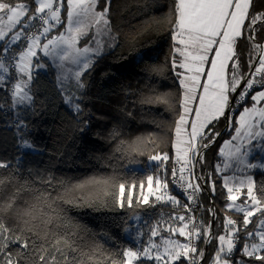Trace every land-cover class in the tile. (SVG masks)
Segmentation results:
<instances>
[{
	"label": "trees",
	"instance_id": "1",
	"mask_svg": "<svg viewBox=\"0 0 264 264\" xmlns=\"http://www.w3.org/2000/svg\"><path fill=\"white\" fill-rule=\"evenodd\" d=\"M20 1L28 5L30 14L38 6L34 0H11ZM67 4L68 0H62L60 23L39 36V44L62 30ZM176 4L177 0H96L97 10L107 8L109 35L103 39L101 54L79 75L74 109L64 102L55 70L46 58H33L42 61L45 69H32L25 89L31 100L21 104L14 102L15 70L8 66L9 73L0 80V163L7 165L0 168V222L9 231L4 233L7 241L0 239V247L7 244L0 251V264L9 255L13 264H66V257L67 264H120L126 259L125 251L142 252L154 226L160 228L159 236H166L165 225L172 226L171 213L185 218V229L192 233L190 247L197 249L193 260L189 254L170 261L140 257L133 264H209L218 249V235L225 233L226 218L235 220L239 229L236 247L229 254L231 264H264L255 258L264 255V249L254 256L242 251L246 238L251 239L246 232L255 230L264 212L250 217L252 223L245 229L244 214L226 207L228 191L217 171L219 146L233 133L237 114L255 90L231 115V124L228 115L225 120H213L196 141L190 136V122L186 124L184 149L190 152L194 173L203 176L204 182L187 171L181 174V167L174 163L175 129L183 110L173 40ZM261 10L264 0H253L250 17ZM263 29L264 25L258 29V38L264 36ZM21 45L19 40L2 56L6 65ZM235 52L234 59L246 75V28ZM24 140L32 147L21 148ZM207 142L211 143L202 149ZM195 146L198 150H193ZM156 156L161 159L152 158ZM180 157H185L183 151ZM251 176L253 194L264 207V165L252 170ZM149 177L152 183L157 179L167 183V190L177 195L176 203L148 197L149 203L144 204ZM189 184L198 185L199 190ZM193 222L198 224L196 229ZM140 227L144 232L135 242L132 233L138 234ZM173 233L178 236L177 231ZM25 241L27 249L21 247Z\"/></svg>",
	"mask_w": 264,
	"mask_h": 264
},
{
	"label": "snow or ice",
	"instance_id": "2",
	"mask_svg": "<svg viewBox=\"0 0 264 264\" xmlns=\"http://www.w3.org/2000/svg\"><path fill=\"white\" fill-rule=\"evenodd\" d=\"M34 2L38 5L34 12L31 15L29 13L28 5L24 3H13L11 0H0V14H6L7 21L9 23V31L14 29L18 24H21L22 18L27 17L29 21L38 19L43 22L44 25H48L43 28V32L47 33L50 30L52 25L49 24V21H55V23H60V8H54V0H34ZM253 0H178L176 4L175 11L177 13L176 21H175V29L177 31L173 35V39H178V43L184 45V49L177 48L175 51L180 52L182 56L185 57L186 60L190 59L193 62L192 65L181 64V67H188L190 71H195L196 73H200L203 71L202 64L204 61L208 59L207 55H201L200 52L207 53L211 46L215 43L219 44V48L215 52V59L211 61L212 71L208 72V80L209 82H213L212 87L215 89L211 94H209V85L204 86L205 95L200 97V108L196 110L197 120L200 121L199 127L194 122L192 125V131L190 133L191 138L193 140L196 139L198 135H202V130L205 128L206 124L209 123L213 119H218L219 116L224 114L225 108L228 105V96L227 92L229 90V84L225 82L224 78V68L226 61L231 58V54H233L232 45L234 44L236 38L242 37L243 29L245 27V21H249L247 27L252 29L253 33L255 32V26L258 23H264V12L256 13L254 16L249 15V9L252 7ZM95 0H92L91 4H85V0H68V21L71 25L73 22L77 24L76 31L79 32L80 28L83 27L79 21V17L81 15L87 14L94 10ZM107 8L104 9L103 12L95 13L96 23H100L103 21L107 24L106 20ZM74 18H76L74 20ZM0 23H2V16H0ZM27 25H21L19 31H16L11 37H8V33L0 27V41H4V53H7L11 46L21 40L22 37L25 39L31 40V43L28 45L26 50H22L19 53V60L14 65L16 69L21 74L27 75L28 80H31L30 74V66H31V58L35 56V52L33 51L34 47L39 46V36L31 37L27 36L25 29ZM71 31V28L69 29ZM187 34V39L183 37ZM217 37H221L217 41ZM75 37H73V40ZM249 39L254 40L255 35L249 37ZM60 40L63 42L64 38L60 37ZM49 45L56 46V40H49L48 44H45L44 50L47 53L49 51ZM191 47L197 54H193L192 52H188L187 49ZM87 51V49L85 50ZM85 68L88 67L87 64L84 65ZM0 69H2L5 73L8 72L9 68L5 65L3 57L0 56ZM264 70V58L260 61V68L257 71ZM77 78H79L80 73H77ZM190 79L194 81H198L196 76L191 77ZM0 80H3V77L0 76ZM28 81H20L15 85V90L13 92L14 102L17 104L24 103L25 101H30L31 97L28 95L24 88L27 86ZM183 83V81H182ZM254 81H248L247 87L251 88ZM239 84V80L234 75L231 81V91H235L237 85ZM23 85V86H22ZM185 88L188 92H191L192 89L188 88V85L185 84ZM189 96L186 92L185 95V105H187ZM264 99V92H259L256 96L253 97V100ZM185 114L190 111L187 106H185ZM257 110L253 109H245V113H256ZM261 121H264V109H260L258 112ZM245 119L244 115L241 116V121L243 122ZM186 116L181 115L179 121L176 125V136H177V156L180 157V152L183 151L184 155H187L186 149H181L180 145L186 143L181 139V133L184 131L182 125L186 123ZM247 128L251 129L254 127V124H247ZM240 129H237L239 133ZM246 135H264V132L260 133H251L246 132ZM207 145H205L206 147ZM21 148H30L31 144L27 140H24L20 144ZM236 152L239 153L240 149L237 148ZM153 159H161V157L156 156L152 157ZM167 155L163 157V159L167 160ZM7 167L6 164L0 163V168ZM181 174L184 172V168L180 169ZM173 175H176L175 169L173 170ZM181 179H183V175H181ZM149 186L151 188L152 177L148 178ZM3 181H0L2 183ZM243 183V182H241ZM157 191H159L161 187V182L159 179L156 180ZM189 187H194V190L198 191L199 186H193L192 184L188 185ZM163 187L167 188V183L163 184ZM224 187L227 188L229 193L227 199L229 201L235 202L238 197L233 194L234 189L228 187V181H225ZM121 190H123V185H121ZM213 190H215L213 188ZM235 191H239V189H235ZM247 196L251 198V204L253 210L249 211L245 206L236 205L235 203L227 204L228 209H235L238 212L244 214L243 216V227L247 229V226L252 223L250 217L254 216L256 212H264V207L261 206V201L256 198L253 194V187L251 181H249V186L247 189ZM157 200H162L163 196H157ZM168 199L172 200L176 203L175 198L169 197ZM189 199H192L189 196ZM129 204L131 203V197H128ZM144 204H148V197L145 196L143 199ZM123 206V204H121ZM11 207V204L8 205ZM180 221H183L185 218L183 216L178 217ZM236 221L231 218H226L225 229L231 228L232 231L227 233L226 235H220L218 240L220 242L219 251L216 254V258L214 264H231L229 259H223L221 257L222 253L231 254L236 244L234 243V237L238 238L239 229L236 227ZM188 225L185 224L183 227L179 229L172 228L170 231H179V234L184 236L187 235L189 238L192 236V233H185V228ZM259 227L264 229V220L259 222ZM9 229L0 222V239L7 241V236L4 233L8 232ZM152 235H158L156 229L152 230ZM199 231L196 232L197 238L199 237ZM248 237H258L259 243H252L251 245L245 243L243 247L244 254L248 256H254L255 253L264 249V230L257 232H246ZM16 241L19 242V237L16 238ZM166 245H171V247H165V253L168 255L170 260H178L181 256L187 257L189 252L195 253L197 251L196 248L190 247L189 244H178L173 241H166ZM226 245V248H225ZM7 247L5 243L2 247H0V251H3ZM23 249L28 248V242L25 241L21 244ZM157 245L154 243H150L149 247L143 249L142 252L132 251L131 249L125 251L123 256L126 258L121 261L120 264H133L134 260H138L141 256L148 257L152 259L151 249L156 248ZM59 250V249H57ZM202 256L203 254L200 253ZM257 260L264 261V255L256 256ZM155 260L161 261L163 257L158 253L155 257ZM41 262L45 261V256L41 255L39 257ZM67 264V257L65 258ZM53 261H55V257H53ZM4 264H13V260L9 255V258L4 261ZM19 264V261H17ZM113 264H117L116 261H113ZM167 264V262H165ZM194 264V262H193Z\"/></svg>",
	"mask_w": 264,
	"mask_h": 264
},
{
	"label": "rangeland",
	"instance_id": "3",
	"mask_svg": "<svg viewBox=\"0 0 264 264\" xmlns=\"http://www.w3.org/2000/svg\"><path fill=\"white\" fill-rule=\"evenodd\" d=\"M17 3H24V2L20 1ZM91 3H92V0H85L86 5L91 4ZM24 4H26V3H24ZM95 5H96V0H95ZM100 12H103V11L97 10L94 7L93 11L88 12L87 14L81 15L78 19H79L81 25H83V27L80 28L79 32H77L76 31L77 24L75 22H73L71 25L69 24L68 17H67V13H68V4H67L66 17H65L64 27L62 28V30L60 32H58L57 34H54L51 37L45 39L43 42H41L39 44L38 47L33 48V51L35 52V56H33L31 58L30 73H31L32 69H45V64L42 61H38V60L33 61V58L37 57V59H38L40 56L43 58H46L55 70L57 85L62 92L64 102L70 108H73V109L77 107V101H76L77 95L74 93V89L78 86V79L79 78H77L76 74L77 73L81 74V72L85 69L84 65L85 64L88 65L91 62V60H93L94 57L101 54L103 39H105V37L109 35V29H108L107 24H105L103 21H101L100 23H96L95 13H100ZM31 14L29 13L28 15H31ZM0 16H2V23H0V27H2L3 30L8 33L9 38L16 31L20 30L21 25H27V27H28L30 22H31L26 17L22 18L21 24H18L14 29L9 31V23L7 21L6 14H0ZM75 19L76 18H74V20ZM27 27L25 29V32H27V29H28ZM70 28H71V31H69ZM247 28H246V31H247ZM176 31L177 30L174 29L173 35ZM48 33H46L45 35H47ZM60 37L64 38L63 42L60 40ZM73 37H75L74 40H73ZM49 40H56V46L53 47V45H49V51L46 53L43 46L45 44H48ZM2 42H4V41H0V45ZM21 42H22V45L20 47V51L17 53V56H15L14 59L9 60L10 63H8V65H6V62H4L7 67L13 65V68L15 70L14 81L16 83L13 86V90H15V85L22 80L30 82L28 80V76L21 74L18 71V69H16L14 66L19 60V53L22 50L27 49L28 45L31 43V40L26 41V40H24V37H22ZM4 44H5V42H4ZM4 44L2 46V56L3 57H5V54H6L3 51ZM175 47H176V45H175ZM86 49H87V51H85ZM11 50H12V47H11ZM175 56L177 59L175 62V64H176L178 61V56H177L176 52H175ZM202 67H203V69L205 68V62H203ZM257 67H260V65L258 64ZM202 72L199 74L200 79L203 75ZM8 73H9V70L7 73H5L2 69H0V76H2L3 78ZM176 75H177V78L179 80V83L183 87L185 85L184 72L176 70ZM257 76H258L257 72L254 71V72H252V74L250 75L249 78H251V80H254L257 78ZM182 81H183V83H182ZM198 83H199V80H198ZM27 85H28V83H27ZM26 87L24 88V91H25ZM211 91H213V89L209 88V92H211ZM259 92H264V90H262V89L255 90L252 93V99ZM204 95H205V92H204V88H203V90L201 91V94L198 95L196 92V93L190 95V98L188 100L187 105H185V103H184L185 99H183V106H182L183 110H182L181 115H185L186 121H187L184 125H182V128L184 129V131H183L184 132V137H183L184 140H187V136H188L187 131H186V124L188 122H190V133L192 131V125L194 122L199 127L200 121L197 120L196 110L200 108V97L204 96ZM257 100H253L252 109L257 108L256 107V106H258L256 104ZM229 103L230 102H228V105H229ZM228 105L225 108L224 114L219 116V118L222 117L225 120L226 115H228V123L231 124V114L230 113L228 114ZM185 106H187V108L190 109V111L186 114L184 111ZM245 109L246 108H244V113H245ZM261 109H264L263 106L261 107ZM239 116H238L237 124H236V127L234 128L233 133L231 134V136L228 139L223 140L219 146L220 160H219V164L217 165V171H218V173H219V175L223 181V185L225 184V181L227 180L228 181V187H231L234 189V192H233L234 195H236L238 197V194H240L241 189L242 188L244 189L243 190L244 193L242 194L243 195L242 199L238 198L235 202L228 200L227 204L235 203L236 205H242V206H245L247 210L251 211V210H253L254 206H252V204H251V198L247 196V189L249 186V181H251V184H252L251 171L255 170L257 168H260L264 165V137H263L264 135H246L245 133L246 132H251L253 134L254 133H260V132H264V129L260 126V121H261L260 117L256 118L255 121L254 120H251V121L248 120L247 123L245 124L244 121L243 122L241 121V118ZM213 120H216V119H213ZM213 120H211L209 123L206 124L205 128L202 130V134H203L204 130L206 129V127ZM244 120H247V119L245 118ZM247 124H254V127L249 129L246 127ZM237 129H240L239 133L237 132ZM182 135L183 134L181 133V136ZM200 136L201 135H198L194 141H196ZM237 148L240 149L239 153L236 152ZM255 154H257V155H255ZM241 182H243V183H241ZM177 188H181V187L177 186ZM167 189H168V187L165 189L163 187V183H161V187H160L159 191H157L156 182L151 183V188H150L149 183H148V185L146 187V191H147L146 196L147 197H153L155 199L157 196H163L162 200H157V201H163V203H168L167 200H170V199H168L169 197H173L176 199L177 195L170 193ZM235 189H239V191H235ZM226 190H227V188H226ZM228 195H229V193H228ZM226 207H227V205H226ZM228 210H235V209H228ZM178 217L179 216H177L176 213L170 214L168 222L172 223L171 229L172 228H175V229L181 228L182 224H181V221L178 219ZM261 220H264V217L261 218L259 220V222ZM259 222H258L255 230H253L252 232L264 230V229H261L259 227ZM183 223L186 224L185 222H183ZM225 223H226V221H225ZM225 223H224V228H225ZM138 225H139V223H136V227ZM165 228L169 229L168 230L169 233L166 236L162 237V236H159L160 228L158 226H154L152 228V230L156 229L158 232V235L153 236L152 230H151L150 231L151 237H150V239H148L146 241L144 248L149 247L150 243H154L155 245H157V247L151 249V256L154 258L159 253L163 257V260H161V261H170V259L168 258V255L165 253V247L166 246L171 247V245H166L165 242L166 241H173V242H177L178 244H189L190 243V245H191V239L187 235H184V236L180 235L179 231H177L178 236H179L178 237L177 235H175V233H173V231H170V228H168L167 224L165 225ZM231 231H232L231 228H229L227 230L225 229L223 231L225 233L219 234L218 237L220 235H226V238H227V233H229ZM142 232H144V230H142L141 227L138 230V234H135V232H133L132 233L133 234V241L138 242L141 238ZM185 233H188L186 231V229H185ZM206 233L207 232L205 231V234ZM234 239H235V237H234ZM245 243H247L249 245H251L252 243H259V239H258V237L253 236V237H251V239L246 238V240L243 243V247H244ZM217 246H218V249L215 252V254L212 256V259L210 260L209 264H214L216 254L220 248L219 240H218ZM243 247H242V251H243ZM225 248H226V245H225ZM257 252H259V250ZM141 257H144V256H141ZM189 257L190 258L192 257V260H193V253L192 252H189ZM221 257H222V260L223 259H229L231 261V258L229 257V254H227V253H222ZM237 264H250V263L245 262V261H242V262L238 261Z\"/></svg>",
	"mask_w": 264,
	"mask_h": 264
},
{
	"label": "crops",
	"instance_id": "4",
	"mask_svg": "<svg viewBox=\"0 0 264 264\" xmlns=\"http://www.w3.org/2000/svg\"><path fill=\"white\" fill-rule=\"evenodd\" d=\"M177 2H178V0H177ZM246 22H247V20L245 21V27L242 30L243 32L245 31V28H247ZM263 25H264V23L259 24L257 26V28H256L257 31ZM175 30H177V29H175ZM262 32H264V29L262 30ZM262 34H264V33H262ZM258 37L259 36L257 35V38ZM183 38L184 39H187V34H185V36ZM220 38L221 37H217L216 38L217 41ZM178 39L179 38L174 39L175 45H176L175 49H177V48L184 49L185 46L179 44L178 43ZM258 39L262 43V49H261V52H260V56L258 58V61L254 65V68H255L256 71H257V69L260 68V67H257V65L258 64L260 65L261 59L264 58V36H262V37H260ZM237 40H238V38H236L234 44L232 45L233 54H231V58L226 61L225 68H224V78H225V82H227L229 84V90L226 93L227 96H228V102L233 98V94L235 93V91L241 88L240 85H242V79L245 76V74L242 73V68L239 66V64L237 63V61L234 59V57L236 55L235 50H236ZM218 48H219V44L218 43H215V44H213L211 46V49L207 53H204V52H200L199 53L201 55H207V57H208V59L206 61H204L205 62V68L203 69V72H202L203 75H202L201 79L199 78V74L201 72L200 73H196L195 71H190L188 69V67H181V64L192 65L193 63H198V62H193L190 59L186 60L185 57L180 54V52L175 51L176 54H177V56H178V61H177V63L175 65L178 66V71H183L184 72V81H185V84L188 85V88L192 89L191 92H188L187 89L185 88V85L183 86V99H185L186 92H187V94H188L189 97H190L191 94H194L196 92H197L198 95L201 94V91L203 90V88H204V86L206 84L209 85V88L210 89H213V91H215V89L212 87V84L214 83V81L213 82H209V80H208V72L212 71L211 61L213 59H215V52H216V50ZM187 51L188 52H192L193 54H197L191 47H189L187 49ZM248 56H249V52H248ZM247 64H248V62H247ZM259 72H261V71H259ZM234 75L239 80V84L237 85L235 91H231V81H232V77ZM193 76H196L198 78L199 83H198V81H194V80L190 79ZM248 79L251 80V78H248ZM213 91L209 92V94H211ZM242 91L243 90L240 89L239 93H241ZM252 103H253V99H252V94H251L250 100H249L248 104L243 105V107L241 108V110L237 114V116H236V122H237V119H238V116L239 115H240L239 116L240 118H241L242 115H244V117L247 119V120H244L245 124L247 123L248 120L249 121H251V120H254L255 121V119L259 117V115H258L259 110L261 109L262 106L264 108V99H258L257 100L256 104L258 106H256L257 107L256 108V110H257L256 113H244V108H246V109H252ZM260 126L264 129V121H260ZM182 134L183 135L181 136V139L183 141H186V143L181 144L180 147H181V149H184L186 147V145H187L188 142H187V140H184L183 139L184 132H182ZM176 142H177V136L175 135V146H176ZM255 155H257V154H255Z\"/></svg>",
	"mask_w": 264,
	"mask_h": 264
},
{
	"label": "built area",
	"instance_id": "5",
	"mask_svg": "<svg viewBox=\"0 0 264 264\" xmlns=\"http://www.w3.org/2000/svg\"><path fill=\"white\" fill-rule=\"evenodd\" d=\"M61 3H62V0H54V8L55 7H59L60 8ZM259 12H264V10L258 11L256 13H259ZM256 13H254V15ZM248 23H249V21L247 22V25H248ZM49 24L52 25L50 27V30H52L59 23H55V21L50 20ZM259 24H261V23H258L255 26V32L254 33H253L252 29H249V28H247V31H246V38H247V41L249 43V56H248L249 70H248L247 74L242 79V85H241L240 89L243 90V91L241 93H239V91H238L236 93V95H235L234 102H231L228 105V110L230 109L229 111H230L231 114H233L238 109L240 104L244 103L245 97L247 96V94L249 92H251L252 90H258V89L264 90V70H261V72H258L254 68V65L258 61V58L260 56V52H261V49H262V43L257 38V29L256 28H257V26ZM46 26H48V25H44L42 21H40L38 19H35L33 24H30L28 26L26 35L27 36H31V37L44 36L46 33L43 32V28L46 27ZM50 30L48 32H50ZM253 34L255 35V39L254 40L249 39V37L252 36ZM24 40L28 41L29 39H25L24 38ZM254 71H256L257 74H258L257 78L254 79V80H249L248 78L250 77V75ZM248 81H254V83H253L251 88L247 87V82ZM210 143L211 142H207V143L203 144L202 149H205ZM205 145H207V146L205 147ZM202 149L198 151L197 156H199V155L201 156ZM193 150H198V147L195 146L193 148ZM189 156H190L189 150L187 152V155L184 158H181V157L178 158V156H176V154H175L173 156L174 163L176 164L177 167L184 168V171H187V174L190 173L196 179H199L200 181L204 182L205 178L203 176H201V175L200 176L196 175L194 173V170L191 168V164L189 162ZM197 156H196V158H197ZM196 206H197V204L194 205V207H196ZM187 212L190 213V211H187ZM191 213H192V210H191ZM210 214L211 215L213 214V209L210 211ZM212 217H215V214H213ZM192 226H193L194 229H196L198 224L193 222ZM206 234L208 236L206 242H208L210 236L208 235V233H206Z\"/></svg>",
	"mask_w": 264,
	"mask_h": 264
},
{
	"label": "water",
	"instance_id": "6",
	"mask_svg": "<svg viewBox=\"0 0 264 264\" xmlns=\"http://www.w3.org/2000/svg\"><path fill=\"white\" fill-rule=\"evenodd\" d=\"M240 87H241V85H240ZM240 87H239V88H240ZM238 90H239V89H238ZM238 90H236L235 93L233 94V98L235 97V95H236V93L238 92ZM233 98L229 101L230 103L233 101Z\"/></svg>",
	"mask_w": 264,
	"mask_h": 264
}]
</instances>
